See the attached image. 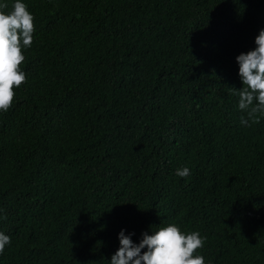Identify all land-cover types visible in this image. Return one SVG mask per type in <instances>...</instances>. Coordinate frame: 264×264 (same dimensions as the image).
<instances>
[{
    "label": "trees",
    "instance_id": "1",
    "mask_svg": "<svg viewBox=\"0 0 264 264\" xmlns=\"http://www.w3.org/2000/svg\"><path fill=\"white\" fill-rule=\"evenodd\" d=\"M21 2L35 32L0 112V264H111L121 230L169 224L206 238L205 264H264V116L241 124L236 92L264 0Z\"/></svg>",
    "mask_w": 264,
    "mask_h": 264
},
{
    "label": "clouds",
    "instance_id": "2",
    "mask_svg": "<svg viewBox=\"0 0 264 264\" xmlns=\"http://www.w3.org/2000/svg\"><path fill=\"white\" fill-rule=\"evenodd\" d=\"M7 2H0V112L6 113L13 104L16 89L26 83V74L21 70L25 61L24 50L31 47L35 32L34 17L27 5L15 0L9 11ZM255 49L240 54L236 61L242 90L238 107L245 116L241 124L249 120L258 122L257 116H264V30L255 39ZM255 102V103H254ZM180 177H187V167L178 169ZM7 219V217H3ZM134 233L125 235L121 230L118 239L120 247L111 257V264H205L202 255H196L202 249L206 238L199 232L185 233L175 224L159 227L157 231L142 233L140 242L134 243ZM11 238L0 232V254L9 245ZM146 249V251H145Z\"/></svg>",
    "mask_w": 264,
    "mask_h": 264
}]
</instances>
